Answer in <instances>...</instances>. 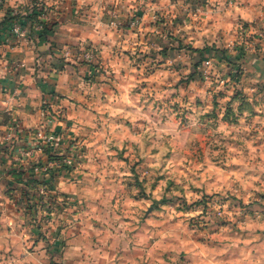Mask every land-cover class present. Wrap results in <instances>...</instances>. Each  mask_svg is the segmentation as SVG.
Returning <instances> with one entry per match:
<instances>
[{"label": "rangeland", "instance_id": "obj_1", "mask_svg": "<svg viewBox=\"0 0 264 264\" xmlns=\"http://www.w3.org/2000/svg\"><path fill=\"white\" fill-rule=\"evenodd\" d=\"M57 1L0 0V24L12 13L20 15V21H11L6 35L15 36L13 28L18 24L24 36L20 39L31 42L33 34L43 39L42 28L36 25L32 30L26 16L33 7L44 5L48 13L41 18L54 30L62 12ZM245 1L252 2L256 12L258 1ZM212 2L84 0L80 5L86 13L82 8L76 14L80 20H93L95 26L102 18V30L123 53L121 69L139 68L123 76L128 84L125 95L145 107L133 111L131 121L116 127L112 146L122 153L116 162L129 168L130 175L125 178L134 199L132 211L154 213L155 227L165 233L160 235L161 244L166 243L167 250L173 252L194 243L196 237L205 243L211 241L217 232L221 240L228 237L242 243L239 240L249 232L245 228L264 214V86L258 89L255 72L247 71L240 62L242 52L258 50L259 42L264 41V28L240 35L239 27L248 26L241 21L232 27L226 18H217ZM202 6L205 12L193 10ZM136 38L144 42L134 47L127 44ZM85 40L73 45L77 52L65 51L59 60L67 64L65 60L73 56L79 63L93 62L95 50L83 43ZM36 66L41 68L38 63ZM50 66L57 67L58 62ZM45 98L44 123L29 131L35 138L32 143L48 159L33 158L32 171L25 177L29 181L25 189L29 193L27 210L37 216L42 212L35 220L44 230L51 223L48 216L63 210V203L52 204L49 209L53 212L49 213L43 200L47 199L37 195L38 190L43 184L52 189L53 175L72 172L81 161L77 152L80 139L54 126L65 121L67 109H54ZM50 135L56 136L53 144L46 141ZM65 155L71 157L74 167H51ZM35 180L41 183L38 187ZM106 189L123 195L118 183ZM109 199L103 203L105 210L127 209L128 205L117 198L115 202ZM172 258L171 264L183 260Z\"/></svg>", "mask_w": 264, "mask_h": 264}, {"label": "crops", "instance_id": "obj_2", "mask_svg": "<svg viewBox=\"0 0 264 264\" xmlns=\"http://www.w3.org/2000/svg\"><path fill=\"white\" fill-rule=\"evenodd\" d=\"M71 1H57L62 5L61 19L46 38L33 34L30 42L7 32L0 36V264H171L178 256L181 264H264V214L245 228L249 232L239 240L242 243L235 238L221 240L217 232L211 241L196 237L194 243L173 252L161 244L160 235L165 233L155 227V214L132 211L134 199L125 178L129 168L116 162L122 153L112 145L116 127L145 107L125 95L128 84L123 76L139 68L121 69L123 53L102 30V18L96 26L93 20L78 19L84 0ZM211 1L217 18H226L232 27L241 21L248 26L239 27L240 35L264 28V0H257L256 12L254 4L245 0ZM193 10L206 11L204 6ZM83 39L95 50L93 62L79 63L73 56L65 60L67 64L59 60L65 51L77 52L74 46ZM126 42L134 47L144 39ZM259 43L258 50L240 54L247 71L255 72L258 89L264 86V41ZM52 62L58 66H50ZM44 98L54 109H67L65 121L54 126L79 138L81 145L77 147L80 163L72 172L56 173L51 183L52 204L65 199L70 207L52 214L45 230L35 220L42 212L37 216L27 210L25 194L33 158L48 159L32 143L35 138L29 131L44 123ZM115 183L123 195L106 189ZM108 195L127 209L105 210Z\"/></svg>", "mask_w": 264, "mask_h": 264}, {"label": "built area", "instance_id": "obj_3", "mask_svg": "<svg viewBox=\"0 0 264 264\" xmlns=\"http://www.w3.org/2000/svg\"><path fill=\"white\" fill-rule=\"evenodd\" d=\"M233 1L234 0H230V2H233ZM42 16L45 17L44 14ZM13 31H14L15 36H17V37L23 36V34L21 32V26L20 25H18V24L14 25ZM86 56L89 57L88 54ZM206 65H210V62H206ZM55 140H56V136L55 135H50V136L47 137L46 141L49 144H53V142ZM74 164L75 163H73L71 157H69V155H65V156H63V158H61L60 161L53 162L51 167L54 168V169H60L62 167L66 168V169H71L72 167H74ZM36 169L39 170V171L40 170L41 171H47V168H38L37 167ZM50 189H51L50 185L43 184V185H41V188L37 192L38 193L37 195H39L42 199L46 198L47 200H49V202H48L47 200L43 199L44 201H46V205H47L46 209H48V210H49V208H51L53 200H55L54 197H51V195H50V193L52 192V189L51 190ZM61 204H62L63 210H66L69 207V203L65 199L62 200ZM51 215H49L48 217H51Z\"/></svg>", "mask_w": 264, "mask_h": 264}, {"label": "trees", "instance_id": "obj_4", "mask_svg": "<svg viewBox=\"0 0 264 264\" xmlns=\"http://www.w3.org/2000/svg\"><path fill=\"white\" fill-rule=\"evenodd\" d=\"M47 13H48V9L46 8V6L42 5V6H38V7L37 6L33 7V9H31V13H29L28 16H26L27 19L31 22V25L33 26L32 30H34V26H36V25L41 26L42 33L40 34V36L43 38H46L48 36V34L50 32H52V30H53V28H50L48 23L41 18V16L43 14H47ZM20 18H21L20 15H15L14 13H12V16L9 18V20H6L0 24V36L3 35V33L9 27L12 26L11 21L15 23L16 21H20L21 20ZM63 169L68 170L66 168H63ZM56 177H57L56 174L52 176V178H51L52 182ZM28 183H29V181H28ZM33 183L36 187H38L41 184L37 180H35V182L33 181ZM25 194L29 197L28 192H26ZM52 212H53V210L49 209V213H52ZM40 227H42L41 224H40Z\"/></svg>", "mask_w": 264, "mask_h": 264}, {"label": "water", "instance_id": "obj_5", "mask_svg": "<svg viewBox=\"0 0 264 264\" xmlns=\"http://www.w3.org/2000/svg\"><path fill=\"white\" fill-rule=\"evenodd\" d=\"M149 212H151V209L149 210Z\"/></svg>", "mask_w": 264, "mask_h": 264}]
</instances>
